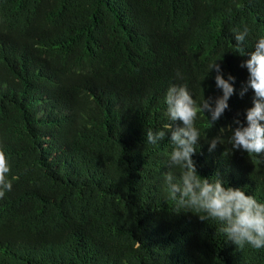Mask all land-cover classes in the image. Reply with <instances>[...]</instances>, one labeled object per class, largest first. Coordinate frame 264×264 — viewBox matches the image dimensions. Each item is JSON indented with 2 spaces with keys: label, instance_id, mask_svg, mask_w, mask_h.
<instances>
[{
  "label": "trees",
  "instance_id": "1",
  "mask_svg": "<svg viewBox=\"0 0 264 264\" xmlns=\"http://www.w3.org/2000/svg\"><path fill=\"white\" fill-rule=\"evenodd\" d=\"M264 38V0H0V149L12 190L0 199V264H264L220 223L178 210L164 176L179 181L174 145L146 142L169 119L165 96L187 85L201 104L222 95L208 65L235 77L212 126L199 113L198 173L264 203V155L232 150L254 92H240ZM235 127V125H233ZM203 215V213H199Z\"/></svg>",
  "mask_w": 264,
  "mask_h": 264
},
{
  "label": "clouds",
  "instance_id": "2",
  "mask_svg": "<svg viewBox=\"0 0 264 264\" xmlns=\"http://www.w3.org/2000/svg\"><path fill=\"white\" fill-rule=\"evenodd\" d=\"M234 32L237 52L241 56L250 57L240 65L249 74L240 95L243 97L250 88L254 92L253 106L246 110V123L241 122L238 117L234 118L232 124L221 128L219 134L207 140V143L210 152L218 144L223 145L224 132L227 130L231 133L228 143L232 150H243L247 154L261 156L264 155V38H260L254 46L255 50L248 53L244 45L249 30L244 28L243 31ZM208 68L209 73L215 70V84L222 95L214 100L211 97L204 99L201 104H197L187 85L170 86L165 96L168 116L172 122L180 123L175 127L169 123L159 130H148L146 142L156 145L164 141L167 133H171L170 141L174 149L170 154V161L173 166L181 169V176L176 181V177L169 172L164 179L167 196L176 202L178 210L191 209L202 221L212 219L219 222L220 233L237 248H243L246 244L255 249L264 248V203L246 194L240 187L227 186L219 171L213 174L215 179L202 177L193 160L201 140L200 131L196 127L198 114H207L213 126L229 107V98L235 91V77L229 74L225 79L218 61L210 63ZM9 172L5 152L0 149V199L12 190V183L6 178Z\"/></svg>",
  "mask_w": 264,
  "mask_h": 264
}]
</instances>
